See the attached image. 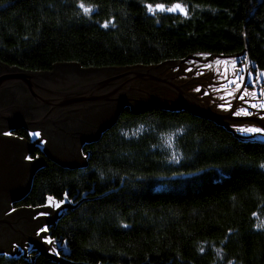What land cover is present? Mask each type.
<instances>
[{
    "label": "trees",
    "instance_id": "obj_1",
    "mask_svg": "<svg viewBox=\"0 0 264 264\" xmlns=\"http://www.w3.org/2000/svg\"><path fill=\"white\" fill-rule=\"evenodd\" d=\"M175 2L0 0V61L30 71L146 67L236 54L246 40L264 70V0H179L187 15L146 7ZM81 152L78 167L47 160L13 205L65 200L46 223L54 243L1 251L0 264H264L263 141L153 106L122 113Z\"/></svg>",
    "mask_w": 264,
    "mask_h": 264
},
{
    "label": "flooded vegetation",
    "instance_id": "obj_2",
    "mask_svg": "<svg viewBox=\"0 0 264 264\" xmlns=\"http://www.w3.org/2000/svg\"><path fill=\"white\" fill-rule=\"evenodd\" d=\"M199 55L200 54H194L193 58L187 59L183 63L172 61L153 67L131 66L99 68L85 72V77H80L76 74L75 66L67 62H61V64L54 68L51 67L50 69L43 70L49 72L47 81L44 83L49 84L50 87H53L55 90H67L81 84H102L105 85L103 86L105 90L122 87H124L125 90L118 97L110 98L108 102H93L85 106H79L73 110L71 107L56 108L55 106L38 103L29 96L28 90L23 85H17L11 89L10 93L20 98V101L23 103H26L25 113L31 118L37 119V124L31 127L32 129L28 128L29 126H15L11 129L3 128L1 134L8 139L19 142L22 148L20 151L21 158L25 163V174H27L31 168L35 167L34 170L38 169L44 165L47 160L67 167H69V165H77L81 163L77 154V148L80 147L81 151V146L84 143L95 140L101 128L109 124L111 120L116 117L115 114L117 113L118 119L124 112L134 113L136 111H145L148 109L150 106L149 103L151 102L164 104L165 102L161 99H174L178 101L188 99L208 107L204 102L203 90L197 93L194 87L195 83L190 84L191 81L189 82L187 79L184 80L186 77V71L184 70L186 63L199 59ZM229 57L236 58V64L238 65L244 66V64H246L254 68L247 54ZM207 61L209 62V60ZM137 70H144L154 75L158 78L156 79L158 81H168L170 85L177 86V89L174 90L167 84L134 78L132 74ZM247 71H251L250 68ZM180 78L183 79L180 80ZM121 99L123 101L119 102ZM234 108L235 104L232 105V110L221 112L234 115ZM248 109L252 113V116L261 118L258 114L261 110L251 107H248ZM35 132L40 133V136L31 139L30 134ZM6 133L11 134L6 135ZM70 137H73V140H71ZM21 140H25L29 144L23 143ZM41 141L43 146H40ZM45 148H47L46 152L43 151ZM29 157H31V159H29ZM23 179L19 191L25 189L26 180L25 178ZM23 181H25V183ZM13 205L14 203H12L11 209L4 213L3 216L11 214L13 210L17 209L14 208ZM12 216V219L16 220V223L11 225L12 228L9 229L10 231L0 226V244L7 242L2 239H6L7 235L10 234L9 232L12 233L19 229L27 230L32 225V223L27 222V220L23 219L20 221L19 215Z\"/></svg>",
    "mask_w": 264,
    "mask_h": 264
},
{
    "label": "water",
    "instance_id": "obj_3",
    "mask_svg": "<svg viewBox=\"0 0 264 264\" xmlns=\"http://www.w3.org/2000/svg\"><path fill=\"white\" fill-rule=\"evenodd\" d=\"M243 37L245 40L244 33H243ZM242 54H247L246 40H245L243 50L239 53L211 54L210 56H200L199 58H203V59L210 61V59H213V58L240 56ZM193 57L194 56H187L184 59L179 60L178 62L183 63L185 60L191 59ZM67 63L75 66L76 68L75 72L80 77H85L86 74L84 73L89 70L92 71V70L99 69V68H105V67L83 68L78 63H75V62H67ZM59 64H61V62L54 64L52 67L54 68ZM158 65L160 64L151 65V67L158 66ZM247 66L248 65L244 64L243 77H245V79L247 75ZM139 67H145V66H139ZM48 74L49 72H46V71H30V70H26V69L16 67V66H9L8 64H5L2 61H0V226L1 228H5L8 230L12 228L11 225L13 223H16V220L12 219L13 218L12 215H19L20 221L24 219V220H27V222L32 223V225L27 230L19 229V230H15L12 233L9 232L10 234L7 235L6 239H2V240H6L7 242L0 244V252L6 251L8 253H13V252L18 253L20 252V250L24 251L25 249L32 248L38 245H49L44 242V237L47 236L46 232L41 233L39 236L36 233L39 231L41 227H47L46 223L51 222L55 218V216L58 214V209L62 207V204H61L59 208L55 209L52 215L38 216L34 219L31 218L33 211L35 210L47 211V210L41 207L17 208L13 210L11 214H6L3 216L4 213L8 212V210L11 209L12 203H15L16 201L20 200L25 195V193L27 192L29 188L31 179L37 170V169L34 170L35 168L34 167V168H31V170H29L27 174H25V163L21 158L20 151L22 148L19 142L8 139L7 137L1 134V131L3 128L11 129L12 127H15V126H18V127H22V126L28 127L29 126L28 128L32 129L31 127L37 124V119L31 118L28 114L25 113L26 103H23L22 101H20V98L15 96L13 93H10L11 89H13L17 85H23L28 90L29 96H31L34 101L41 103V104L55 106L56 108L71 107L73 110L79 106H83V105L85 106L93 102H108L110 101V98L118 97L125 90L124 87L118 88V89L112 88L110 90H105L103 88V86L105 85H102V84H98V85L81 84V85H77L72 88H69L67 90H55L53 87H50L49 84L44 83L47 81ZM132 75L134 76V78H137L140 80H151L156 83L167 84L174 90L177 89V86L170 85L168 81L164 82V81L156 80L158 78H156L154 75L144 70H137ZM230 77L232 76L230 75ZM188 81L189 82L191 81L190 83L200 82L198 81V79L192 80V78L189 79ZM223 81H219V82L209 81L208 83H221ZM244 82L245 80L243 81V83ZM202 89L203 88H200V91ZM200 91H197V93H199ZM238 94L239 93H237V95ZM161 100L164 101L165 103L161 104V103L151 102L149 103L150 106L148 108H151L153 106L154 107L159 106V107H163L167 109L184 110V111L193 113L194 115L198 117L209 119L211 121H214L220 124L227 125L229 123L238 124V122H253V123L259 124L261 127L264 128V119L256 117V116H243L242 115V116L237 117L230 113H223L221 112L222 110H217L213 107L210 108V105H208L209 107L208 108L202 104L197 103L196 101H191L188 99H183L181 101L174 100V99H161ZM235 100L236 98L234 99L232 105L234 104ZM122 101L123 100L121 99L119 102H122ZM136 112H140V111H136ZM260 112H264V110H261ZM115 115L116 117L113 120H111L109 124H106V126L102 128L100 127L101 130L99 132V135L105 129L109 128L117 121L118 113ZM249 136L250 135H248L247 137ZM70 139L73 140V137H70ZM21 142L28 143L25 140L24 141L21 140ZM40 146H43L42 141L40 143ZM46 150L47 148L43 149V151L45 152ZM77 150H78L77 154L79 156V159L81 160L80 161L81 163L77 165H69V167H78V166H82L85 164L86 159L82 155L80 151V147H78ZM23 178H25L26 180V186L24 190L19 191L22 180H24ZM23 182L25 183V181Z\"/></svg>",
    "mask_w": 264,
    "mask_h": 264
},
{
    "label": "rangeland",
    "instance_id": "obj_4",
    "mask_svg": "<svg viewBox=\"0 0 264 264\" xmlns=\"http://www.w3.org/2000/svg\"><path fill=\"white\" fill-rule=\"evenodd\" d=\"M155 5L156 4H154L153 6H155ZM171 5H167V6L170 7ZM155 11H159V10H155ZM160 12H165V11H160ZM176 12L181 13L179 11H176ZM210 55L209 54H200L199 56H210ZM216 61H220L221 63L217 64ZM225 61L228 62L227 65L224 63ZM232 61H236V58H234V57L213 58V59H210L209 62L206 59H203V58H199L197 60H192V61L186 63V66H185L184 70L186 71L185 73H187V74H185L186 77L184 78V80L185 79L189 80V79L192 78V80L198 79V81H200V82L203 81L201 83L200 82H194L195 83L194 87H195V89L203 88L202 90H203V95H204V98H205L204 99L205 103L207 105H210V107H213V108H215L217 110L226 111L225 109L219 107V105L225 103V100H231V104H232L235 98L228 97L226 95L225 91L218 90V89H221L224 86H227L228 90H234L235 89V85L229 84L230 80L235 79V77L233 75V69H232V63H231ZM189 64H191V65H189ZM207 65H211V67H207ZM236 67L239 68V69H244V66H242V65L236 64ZM199 68H202V69H199ZM249 68H250L251 71H249V72L247 71V75H246V79H245L244 84L248 87L249 91L255 92L256 96H254V97H251V96L245 97V101H247V103H245V101H242V100H240L238 98V96L240 95V93H239L237 95V98H236L235 102H234V104H235L234 110H236V109H238L240 107L248 108L253 103H256V104L264 103V96L260 95V89L262 87H264V79L256 81L257 74L260 73V72H264V70L261 69V68H251L248 65L247 66V70ZM187 69H191V71H188ZM220 69L221 70L224 69V70L221 71ZM225 69H227V72H226V75L228 77L227 80L224 78ZM243 73H244V71L240 72V75L243 76ZM249 73H251L252 75L249 76ZM211 74H212V76H211ZM230 75L232 77H230ZM199 76H201V77H199ZM182 79L183 78H180V80H182ZM207 79L209 81H211V82H219V81H223V80H225V81H223L221 83H208L209 81ZM253 85H255V86H253ZM208 91H209V93H208ZM205 93H208V95H205ZM222 96L226 97V98L224 100L220 99V97H222ZM207 101H208V103H207ZM243 104H245V105H243ZM258 114L261 117H264V112H260ZM227 126L230 127L238 135H241V136L250 135L248 137L249 139L256 140V141H263L264 142V134L243 133V132H240L238 130V129L244 128V127L263 128L257 123H253V122H238V124L229 123V124H227ZM30 137H31V139L37 138V136H33L32 133L30 134ZM82 155H83V153H82ZM55 201L56 200H54V202ZM64 202H65V200H64ZM46 204H48V201L46 202ZM41 208H43V209H45L47 211H44V210H35V211H33L32 215H31L32 219H34V218H36L38 216H49V215H52L53 212L56 209L55 207H52V206H47V207L42 206ZM61 208L58 209V213L61 210ZM40 213H47V215H39ZM20 252H22V250H20ZM12 254H17V253L13 252Z\"/></svg>",
    "mask_w": 264,
    "mask_h": 264
},
{
    "label": "snow or ice",
    "instance_id": "obj_5",
    "mask_svg": "<svg viewBox=\"0 0 264 264\" xmlns=\"http://www.w3.org/2000/svg\"><path fill=\"white\" fill-rule=\"evenodd\" d=\"M79 7L84 11L85 14L90 13L91 11H93V8L86 6L83 2L80 3ZM146 7L148 9L149 12H154L155 10H159V11H168V12H176L179 11L184 15H187V10L185 9V7L179 2V0H177V2L173 3L170 7L166 6L163 3H158L155 6H153L152 4H146ZM104 27L108 26V23L105 22V24L103 25ZM217 64H220V61H216ZM226 65L228 62H224ZM232 69H233V75L235 77V79H232L229 81V84L235 85V89L234 90H228L227 86L222 87L221 89L218 90H222L226 92V95L228 97H232V98H237V93H240V95L238 96V98L242 101H245V97H254L256 96V93L253 91H249L248 87L243 83V81L245 80V77L240 75V72L244 71V69H239L236 67V61H232ZM207 67H211V65H207ZM188 71H191V69H187ZM227 69H225V75L224 78L227 80L228 77L226 75ZM252 74L249 73V76H251ZM261 79H264V72H260L257 74L256 76V81H259ZM255 86V85H253ZM197 91H200V89H196ZM205 95H207V93H205ZM260 95L264 96V87H262L260 89ZM220 99L224 100L225 97H220ZM245 103H247V101H245ZM219 107L225 109V110H232V104H231V100H225V103L219 105ZM251 108H256L258 110H264V103H253L250 105ZM233 114L237 117L239 116H251L252 113L248 110V108L245 107H240L236 110L233 111ZM262 119H264V117H261ZM240 132L243 133H259V134H264V128H258V127H244V128H240L238 129ZM11 133H6V135H10ZM33 136H40V133L35 132L32 133ZM29 159H31V157H29ZM261 167H264V165H261ZM67 197V194H65V198ZM47 201L48 204L46 205H41L44 207L47 206H52L55 208H59L60 205L64 202L63 200L60 201H55L54 202V197L53 196H48L47 197ZM39 215H47V213H40ZM255 215V214H254ZM264 225H257V227H262ZM48 228L47 227H41L39 229V231L36 233L38 236L43 233V232H47ZM44 242L51 245L54 243V240L51 237H44Z\"/></svg>",
    "mask_w": 264,
    "mask_h": 264
}]
</instances>
